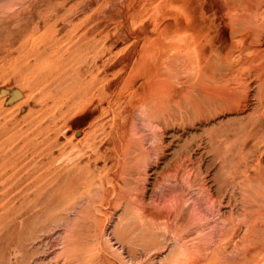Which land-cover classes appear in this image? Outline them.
<instances>
[{
    "label": "rangeland",
    "instance_id": "374dc122",
    "mask_svg": "<svg viewBox=\"0 0 264 264\" xmlns=\"http://www.w3.org/2000/svg\"><path fill=\"white\" fill-rule=\"evenodd\" d=\"M96 1L94 2L97 3ZM112 2V0H104L103 8L113 10L122 4V0H117L116 6ZM196 4L193 5L196 6L194 11L199 16L197 22H190V25L183 22L182 26L187 25L188 32L200 30L198 39L200 44L205 45L206 55H210L206 66L203 62L194 63L195 54L186 55L183 49L185 47H182L184 52L180 50L181 47L178 45L184 46L185 38L172 33L169 35L171 37L164 38V41L169 42L168 44L159 40L162 46L166 47L167 44L166 52L161 50L162 48L158 49L163 51L160 52L161 55L170 56L169 63L166 62L168 57L165 61L163 56L164 62H160L161 55L159 51L157 52L158 75L161 74V79L166 81L156 77L150 86H144L145 94L150 95V97L145 95V103L140 95L133 98L127 96V91L124 89L127 87L129 89L130 84L134 85L132 88H136L143 80L132 63L133 47H130L133 38L124 40L127 29L137 27L138 22L132 25L115 15L113 20L115 23L111 25V39L108 41L109 44L111 42L115 44L110 55L108 54L111 57L105 56L112 65L107 70L100 66L98 68V77L107 73L102 80L103 83L100 81L99 85L106 87L105 84L109 83V91L106 90L113 94V97L109 99L99 95L96 100L97 110L93 114L83 112L65 118L57 113L49 115L43 108L36 111L40 105L38 101L40 92L38 89L31 90L21 84L23 90L15 83L18 78L17 72L10 74L15 63L12 57L18 56V53L23 55L26 53L28 56L30 54L28 52L45 30L49 32L48 34L56 36L63 32L79 33L81 27L90 23L92 17L90 2L0 0V100H4L0 104V264H198L208 259L213 249L222 250L218 253V257L221 255V260L226 264H264V257L261 255L264 254L262 251L264 248V0H196ZM208 15L211 16L207 17ZM192 24H195V28ZM147 35L154 36L152 32H148ZM63 38L61 40H65ZM177 38L179 40L184 38L183 43L178 40L177 42ZM76 45L80 47L79 43ZM128 47L130 49L127 50ZM229 47H234L231 49L234 50L233 53L228 50ZM241 51L244 54L241 55ZM230 53L235 59L229 57ZM178 54L179 57L181 55L185 57L182 62ZM176 55L177 57H174ZM190 56L191 60H194L193 65L196 69L194 66L189 67L190 64L192 65L188 59ZM32 57V55L29 57L31 61H33ZM176 58L181 63L185 60L187 63L189 60L190 63L188 66L184 63L186 69L184 66L182 68L183 64L180 65ZM7 63L10 68L6 67ZM173 63L177 66H173L175 65ZM242 64L245 68L246 66L252 68L250 70L254 73L242 67ZM190 68L194 69L196 75ZM205 69H210L208 73L210 71L214 73L210 72L212 73L210 76ZM184 71H188V75ZM222 72L225 74H221ZM167 73L171 75L168 79ZM206 74L210 77L209 81L212 80V85L205 79L208 78ZM173 75L178 79L173 78ZM212 76L214 79L211 78ZM166 82L168 85L165 84ZM166 90H170L168 91L170 98ZM173 92L175 94H172ZM201 92H205V95ZM30 98H33L31 102ZM168 98H172L171 101ZM25 100H28L27 103ZM141 101L144 105H140ZM26 104L35 105L33 114H28L31 118L23 117L25 109L28 108ZM157 109L159 112L155 111ZM40 121L41 125H39ZM92 131L95 156L90 154L92 149L87 140H82V144H78V147L75 145L81 136L83 138ZM49 142H54L56 145ZM71 147L75 150H71ZM56 151L60 152V156ZM66 152L71 156H66ZM62 154L64 157L59 160ZM50 155L57 157L51 160ZM88 155L91 165L95 167L93 169V172H96L95 179L80 182L74 180L78 183L73 180L69 182L67 168L75 163L69 161L70 157L83 164ZM61 173L64 177L60 175ZM96 179L102 180L99 183L104 185L100 186L95 182ZM247 202L250 204H246ZM249 215L260 217L258 223L261 226L258 224L259 228L255 233L257 235L259 233L260 236L262 234L263 237H259L258 242H252L254 237L256 240L259 236L253 234L250 243L247 234L250 233L249 229L242 227L248 224L247 222L244 224V221H247ZM226 231L231 233L230 236ZM161 233L162 235L158 236ZM214 233L215 237L212 236ZM244 234L248 242L244 241ZM164 236L167 240H164ZM221 236L227 238L222 239ZM173 239L177 240L178 244ZM224 242L229 245L226 246ZM181 247L187 248L185 253L170 262L171 252ZM251 247H254L257 254ZM247 250L250 252L252 250L253 253H248ZM202 255L205 257H201Z\"/></svg>",
    "mask_w": 264,
    "mask_h": 264
},
{
    "label": "bare ground",
    "instance_id": "6f19581e",
    "mask_svg": "<svg viewBox=\"0 0 264 264\" xmlns=\"http://www.w3.org/2000/svg\"><path fill=\"white\" fill-rule=\"evenodd\" d=\"M86 1V0H85ZM95 1V0H94ZM94 1H92V0H87V2H90V4H91V6H90V8H91V19H90V23L89 24H87V25H84L83 27H81L82 29H80V31H79V33H77V34H75L74 32H72L71 34H68V32H63L61 35H59V36H56L55 34H48L49 32L47 31V30H45L40 36H39V40L32 46V48H31V50L28 52V56H26V53L23 55L22 53H18V56H13L12 58H13V63H14V65H13V70L12 71H10V74H11V72H17V76H18V78H16L15 80H16V82L15 83H17V85H19L23 90H24V87H22V85H26L29 89H31V90H35V89H38V91L40 92V99L38 100V101H40V105H39V108L36 110V111H39V109L40 108H43L44 110H46L47 111V113L49 114V115H54V113L56 114H59L61 117H65V118H69V117H71V116H73V115H77V114H79L80 115V113H83V112H88V113H94L96 110H97V103H96V100H97V98H98V96L99 95H102V96H105V97H107V98H109V99H111L112 97H113V94H111L110 92H107V90H108V88H109V83L108 84H105L106 85V87H102V86H100L99 85V83H100V81H102L106 76H107V73L105 74H103V76L102 77H98V68H99V66L100 67H102L103 69H108V68H110V65H112L109 61V58H106L105 59V56L106 55H108L112 50V46H114V44L115 43H108V41H109V39H111L110 38V36H111V25L112 24H114L115 23V21H113L114 20V16L115 15H118L120 18H122V19H125L126 20V22L128 21V22H130V23H132V25L137 21L138 22V25H137V27H133V28H128L127 29V31H126V34H125V39L124 40H126V38L128 39H130V38H133L132 39V43H131V47L130 48H132L133 47V49H131V52H132V56H134V60H133V65L134 66H136V68L138 69L137 70V74L138 75H141V77H142V82L136 87V88H132L134 85H132L131 86V84L129 85V89H128V87L127 88H125L124 89V91H127V96H129V97H137V95H140L141 96V99H142V101L145 103V88H144V86L145 85H147V86H150L151 84H152V82H153V80H155V78L157 77L158 79H161V77H160V75H158L159 73H158V70H157V67H158V65H157V60H158V55L159 54H157V52L159 51L158 49H161V50H163V51H165L166 52V50H165V48L167 47V44L169 43H167V41H164V38L165 37H167V36H169V35H171L172 33V35H176V36H183L184 38V46H183V44L182 45H178V46H180L181 48H179L180 50H182L183 51V49H184V51H186V55H189L190 53H194L195 54V62H194V60L192 61L191 60V56L188 58V59H190V62L192 63V65L190 64V66L189 67H191L192 66V68H193V64L194 63H201V62H203L204 64L203 65H207V62H208V57L210 56H207L206 54L207 53H205L206 52V47H205V45H203V44H200V41H199V34H200V30H198V29H196L195 31H190L189 30V32H188V26L186 25V26H182V24H183V22H185L186 24H189L190 25V22H197V19H198V15H196V12L194 11V10H196V6L194 7V3L196 4V0H122V4L121 5H118V6H116L115 4V2H117V0L115 1V0H112L113 2V4H114V6H116V8H114L113 10L112 9H110V10H105L104 8H103V6H102V2L104 1V0H101L100 2H98V0L96 1L97 3H95ZM110 1V0H109ZM238 1V0H237ZM121 2V1H120ZM202 2V1H201ZM205 2V1H204ZM112 3H111V5H112ZM202 4V3H201ZM197 5V4H196ZM200 6V4H198V7ZM112 7V6H111ZM195 8V9H194ZM198 11V10H197ZM215 14V13H214ZM198 16V17H197ZM211 16V15H210ZM209 15L207 16V17H210ZM117 18V17H116ZM117 20H120V19H117ZM125 20H124V24H125ZM204 20V19H203ZM213 20V19H212ZM200 22H201V20H199ZM206 21V20H205ZM205 21H204V23H205ZM118 22V21H117ZM116 22V23H117ZM212 22V21H211ZM120 23V22H119ZM202 23V22H201ZM200 23V24H201ZM118 24V23H117ZM129 24V23H128ZM207 24V23H206ZM206 24H205V26H206ZM132 25H131V27H132ZM193 26L195 25V24H192ZM196 25H198L197 23H196ZM121 26V25H120ZM129 25H127V27H128ZM135 26V25H134ZM205 26L203 27V28H205ZM122 28V27H121ZM120 28V29H121ZM190 28V27H189ZM194 28H195V26H194ZM117 29H119V27L117 28ZM123 29V28H122ZM126 29V28H125ZM207 29V28H206ZM231 29V28H230ZM57 30V29H56ZM204 29H202V31H203ZM233 31V30H232ZM117 32V31H116ZM148 32H152L153 34H154V36H149V35H147V33ZM186 32H188V34H186ZM230 32V31H229ZM125 33V32H124ZM209 33V32H208ZM57 34V33H56ZM66 34H67V36H66ZM116 35H117V33H116ZM63 36H65L66 38H63ZM175 36V37H176ZM207 36V35H206ZM123 37V38H124ZM169 37H171V36H169ZM241 37V35H239V38ZM244 37V36H243ZM61 38H63V39H65L66 40V42H65V40H61ZM115 38V37H114ZM238 38V37H237ZM163 39V40H162ZM170 39V38H169ZM198 39V40H197ZM242 39V38H241ZM118 40H119V35H118ZM159 40H161V41H164L165 43H167L166 44V47H164V46H162L161 45V42L159 41ZM166 40V39H165ZM171 40H172V38H171ZM180 41L181 43H183V41L180 39H176V41ZM111 41V40H110ZM169 41V40H168ZM173 41H175V38H174V40ZM177 41V42H178ZM65 42V43H64ZM171 42V41H170ZM176 42V43H177ZM179 42V43H180ZM236 42V41H235ZM243 42V41H242ZM76 43H79L80 44V47H79V45H76ZM164 43V44H165ZM171 44H172V42H171ZM235 44V43H234ZM244 44V43H243ZM230 45V44H229ZM233 45V44H232ZM232 45H230V46H232ZM238 45H239V43H238ZM172 46H174V45H172ZM171 46V47H172ZM246 46H247V44H246ZM182 47H185V48H183L182 49ZM235 47V46H234ZM234 47H232V48H230L229 47V49L228 50H231V49H233ZM245 47V46H244ZM244 47H241L242 49L244 48ZM250 47V46H249ZM129 47L127 48V50L128 49H130ZM168 48V47H167ZM212 48V47H211ZM213 49V48H212ZM241 49V50H242ZM126 50V51H127ZM180 50H179V52H180ZM218 50V49H217ZM228 50H227V52H228ZM163 51H159L158 53H160V52H162L163 53ZM181 51V52H182ZM183 51V52H184ZM221 51V50H220ZM232 51V50H231ZM238 51H239V49H238ZM244 52H245V49L243 50ZM243 51H241V55L242 54H244L243 53ZM247 51V50H246ZM248 51H251V50H248ZM128 52V51H127ZM130 52V51H129ZM130 52V53H131ZM178 52V51H177ZM180 52V53H181ZM182 52V53H183ZM221 52H223V51H221ZM234 52V50L232 51V53ZM236 52V51H235ZM216 53V52H215ZM251 53V52H250ZM208 54H209V52H208ZM224 54V53H223ZM231 54V53H230ZM229 54V55H230ZM247 54H248V52H247ZM30 55H32L33 57V61H31V59H29V57H30ZM110 55V54H109ZM108 55V56H109ZM160 55H161V53H160ZM181 55V54H180ZM217 55V54H216ZM219 55V54H218ZM227 55V54H226ZM129 56V55H128ZM127 56V57H128ZM162 56L163 55H161L160 57L161 58H159V61L162 59ZM193 56V55H192ZM228 56V55H227ZM233 55L231 54L229 57H231V58H234V57H232ZM109 57H111V56H109ZM164 57H166V58H164ZM167 57H168V59H167ZM170 56L167 54V56H166V54H165V56H163V59L166 61V59H167V64L169 63V59H171V58H169ZM174 57H177V55L176 56H174ZM178 57H179V54H178ZM222 56L220 55L219 56V58H221ZM241 57V56H240ZM183 58V59H182ZM184 56L182 57V55H181V57H179V59H180V61L181 60H184ZM194 58H192V59H194ZM228 58V57H227ZM163 59L160 61V62H162L163 61ZM177 59V61L180 63V65H182V68H183V66H184V68L186 69V65L188 66V64L190 63L189 62V60H188V63L187 62H185V61H187V60H185L183 63H181L180 61H179V59L178 58H176ZM224 59V58H223ZM226 59V58H225ZM235 59V58H234ZM241 59V58H240ZM258 59V58H257ZM173 60V59H172ZM175 60V59H174ZM9 61V60H8ZM128 61V60H127ZM177 61H176V63H177ZM12 62V61H11ZM114 62H115V60H114ZM164 62V61H163ZM162 62V63H163ZM165 62V63H166ZM194 62V63H193ZM235 62V61H234ZM237 62V61H236ZM239 62V61H238ZM122 63V62H121ZM162 63H161V66H163L162 65ZM178 63V64H179ZM186 65H185V64ZM8 64V63H7ZM11 64V63H10ZM120 64V63H119ZM126 64V63H125ZM131 64V63H130ZM160 64V63H159ZM170 64H171V62H170ZM173 64H175V63H173ZM202 64V63H201ZM214 64H216V63H214ZM247 64V63H246ZM116 65H117V62H116ZM122 65V64H121ZM210 65H211V63H210ZM209 65V66H210ZM238 65H239V63H238ZM244 64H242V67H244L243 66ZM128 67L130 66L129 65V63H128V65H127ZM126 66V67H127ZM173 66H177L176 64L175 65H173ZM179 66V65H178ZM215 66V65H214ZM232 66V65H231ZM240 66V68H241V65H239ZM253 66V65H252ZM251 66V67H252ZM6 67H8V68H10L11 66H9V64L6 66ZM122 67V66H121ZM172 67V66H171ZM189 67H187V70H189ZM195 67V69H196V66H194ZM212 67V66H211ZM210 67V69L212 70V68ZM112 68V67H111ZM124 68V67H123ZM159 68H160V66H159ZM175 68H177V67H175ZM174 67H173V69H175ZM180 68H181V66H180ZM180 68H177V69H180ZM192 68H190V70H194V69H192ZM201 68H202V65H201ZM200 68V69H201ZM215 68V67H214ZM245 68V67H244ZM246 68H247V70L248 71H253V70H250V69H252V68H249V67H247L246 66ZM245 68V69H246ZM249 68V69H248ZM171 69V68H170ZM184 69V70H185ZM199 69V68H198ZM210 69H205L207 72L206 73H208V70H210ZM7 70V69H6ZM113 70V69H112ZM204 70V71H205ZM214 70V69H213ZM216 70V69H215ZM231 70H232V68H231ZM239 70H241V69H239ZM242 70H244V69H242ZM131 71V70H130ZM166 71V70H165ZM171 71V70H170ZM228 71V70H227ZM248 71H247V73H248ZM102 72H103V70H102ZM116 72V71H115ZM161 72V71H160ZM164 72V71H163ZM187 75H188V71L186 72V71H184ZM194 72V74H195V71H193ZM198 72H199V70H198ZM202 72V71H201ZM210 72H212V71H210ZM209 72V73H210ZM123 73V72H122ZM166 73V72H165ZM169 73V72H168ZM168 73H167V75H168ZM205 73V72H204ZM208 73V74H209ZM212 73H214V72H212ZM212 73H210V76H211V74ZM216 73H218V72H216ZM228 73H229V71H228ZM252 73H254V71L252 72ZM121 74V73H120ZM135 74V73H134ZM170 74H173V73H170ZM175 74V73H174ZM189 74L191 75V72H189ZM220 74V73H219ZM218 74V75H219ZM221 74H225V73H221ZM232 74H234V72L232 73ZM100 75V74H99ZM118 75V74H117ZM167 75H163V76H167ZM196 75V74H195ZM216 75V74H215ZM227 75V74H226ZM12 76V75H11ZM108 76H110V75H108ZM159 76V77H158ZM163 76H162V78H163ZM171 76V75H170ZM169 75H168V77H167V79L170 77ZM180 76V75H179ZM206 76H208L207 74H206ZM220 76V75H219ZM219 76H218V78H219ZM231 76V75H230ZM234 76V75H233ZM181 77V76H180ZM225 77V76H224ZM232 77V76H231ZM116 78V77H115ZM173 78H176L174 75H173ZM187 78H188V76H187ZM186 78V79H187ZM194 77H192V79H193ZM196 78V77H195ZM209 76H208V78H206L205 77V79H207L208 81H209ZM211 78H213V76L211 77ZM222 78V77H221ZM230 78V77H229ZM113 79V78H112ZM176 79H178V78H176ZM189 79V78H188ZM214 79V78H213ZM227 79H228V77H227ZM161 80H165V79H161ZM170 80H171V78H170ZM194 80V82H195V79H193ZM192 80V81H193ZM201 80H202V78H201ZM207 80H205V82L207 81ZM262 80V79H261ZM129 81H131V80H129ZM137 81V80H136ZM135 81V82H136ZM139 81V80H138ZM166 81V80H165ZM164 81V82H165ZM176 80H174V82H175ZM178 81V80H177ZM180 81V80H179ZM199 81H200V79H199ZM208 81H207V83H208ZM212 80H210L209 82H211ZM228 81V80H227ZM258 81H260L259 79H258ZM134 82V83H135ZM140 82V81H139ZM158 83H159V81H157ZM168 82H170V81H168ZM174 82H172V83H174ZM188 82V81H187ZM220 83H221V80L219 81ZM219 82H217L218 84H220ZM102 83H103V81H102ZM133 83V84H134ZM161 83V82H160ZM179 83V82H178ZM183 83V82H182ZM191 83V82H190ZM216 83V84H217ZM225 83V82H224ZM227 83V82H226ZM264 83V82H263ZM22 84V85H21ZM136 84V83H135ZM153 84H155V83H153ZM166 85H168L167 84V82L165 83ZM192 84V83H191ZM211 85H212V82L210 83ZM214 84H215V81H214ZM213 84V85H214ZM222 84H223V82H222ZM128 85V84H127ZM157 85V84H156ZM161 85V84H160ZM165 85V86H166ZM190 85V84H189ZM188 85V86H189ZM118 86V85H117ZM155 86V85H154ZM153 86V87H154ZM158 86H159V84H158ZM171 86V85H170ZM263 86V85H262ZM114 87V86H113ZM123 87V86H122ZM198 87V86H197ZM206 87V86H205ZM219 87H221V85H219ZM155 88V87H154ZM153 88V89H154ZM193 88V87H192ZM201 88V87H200ZM204 88V87H203ZM107 89V90H106ZM167 89V88H166ZM191 89V88H190ZM199 89V88H198ZM260 89V88H259ZM156 90V89H155ZM161 90V89H160ZM160 90H157V91H160ZM261 90V89H260ZM109 91V90H108ZM112 91V90H111ZM162 92H163V90H161ZM167 91V90H166ZM166 91H164V93L166 92ZM169 92H170V90H168ZM168 91H167V94H168ZM172 91V90H171ZM216 91V90H215ZM220 91V90H219ZM118 92V91H117ZM155 92V91H154ZM193 92H195L194 90H193ZM225 92V91H224ZM115 93V92H114ZM121 93V92H120ZM126 93V92H125ZM156 93V92H155ZM183 93V92H182ZM186 93V92H185ZM196 93V92H195ZM199 93H200V91H199ZM202 93V92H201ZM156 94H159L158 92L156 93ZM172 94H175L174 92L172 93ZM171 94V95H172ZM189 94V93H188ZM205 95V92L204 93H202V95ZM225 94V93H224ZM121 95V94H120ZM148 95V94H147ZM146 95V96H147ZM162 95L164 96V94L162 93ZM161 95V96H162ZM169 95V98L171 97L170 96V94H168ZM190 95V94H189ZM228 95V94H227ZM259 95H262V94H259ZM158 96V95H157ZM211 96V95H210ZM212 96H216V95H212ZM121 97V96H120ZM123 97V96H122ZM147 97H150V95H148ZM147 97H146V99H147ZM165 97V96H164ZM180 97H181V95H180ZM179 97V98H180ZM196 97V96H195ZM260 97V96H259ZM263 97H264V95H263ZM27 98V97H26ZM100 98V97H99ZM102 98V97H101ZM168 98V99H169ZM172 98H173V96H172ZM171 98V99H172ZM182 98V97H181ZM185 98V97H184ZM210 98H212V97H210ZM261 98V97H260ZM31 99V98H30ZM33 99V98H32ZM32 99L30 100V102L32 101ZM121 99V98H120ZM166 99V98H165ZM171 99H169V101H171ZM190 99V98H189ZM188 99V100H189ZM215 99V98H214ZM36 100V99H35ZM162 100H164L163 98H162ZM181 100V99H180ZM213 100V99H212ZM211 100V101H212ZM221 100V99H220ZM4 100H0V104L3 102ZM27 101L28 100H25V102L27 103ZM132 101H133V99H132ZM131 101V102H132ZM135 101H138V100H135ZM141 101V102H142ZM155 101H156V99H155ZM164 101H167L168 102V100H164ZM182 101V100H181ZM184 101V100H183ZM185 101H187V100H185ZM191 101H192V99H191ZM195 101V100H194ZM199 101V100H198ZM25 102H24V104H25ZM143 102H142V104H140V105H144L143 104ZM179 102V101H178ZM189 102V101H188ZM205 102V101H204ZM203 102V103H204ZM260 102H261V100H260ZM263 102V101H262ZM139 103V102H138ZM137 103V104H138ZM151 102H149V104H150ZM215 103V102H214ZM257 103V102H256ZM23 104V105H24ZM32 104H33V102H32ZM132 104V103H131ZM155 104H157L156 102H155ZM155 104H153L154 106H155ZM180 104V103H179ZM182 104V103H181ZM184 104H185V102H184ZM191 104V103H190ZM100 105H102V103L100 104ZM106 105V104H105ZM104 105V106H105ZM133 105H134V103H133ZM139 105V104H138ZM150 105H152V104H150ZM166 105V104H165ZM167 105H168V103H167ZM197 105V104H196ZM257 105V104H256ZM26 106H27V104H26ZM129 106V105H128ZM131 106V105H130ZM134 106H136L137 107V105H134ZM159 106H163V107H165L164 105H159ZM179 106H181V105H179ZM178 106V107H179ZM201 106V105H200ZM28 108L27 109H25V114H24V116L23 117H30L31 118V116H29L31 113L33 114V111H35V109H34V107H35V105H29V106H27ZM125 107V106H124ZM150 107V106H149ZM155 107H157V106H155ZM155 107H152L153 109L155 108ZM167 107V106H166ZM185 107V106H184ZM187 107V106H186ZM258 107V106H257ZM128 108V107H127ZM130 108V107H129ZM189 108V107H188ZM258 108H260V107H258ZM263 108H264V106H263ZM262 108V109H263ZM133 109H135V108H133ZM141 109V108H140ZM184 109V108H183ZM126 110H129V109H126ZM130 110H131V108H130ZM136 110H137V108H136ZM136 110H134V111H136ZM151 110V109H150ZM163 109H161V111H162ZM165 110V109H164ZM256 110V109H255ZM133 111V110H132ZM139 111V110H138ZM149 111V110H148ZM152 111V110H151ZM154 111V110H153ZM156 112H159L158 111V109L157 110H155ZM166 111V110H165ZM177 111V110H176ZM181 111V110H180ZM185 111V110H184ZM200 111V110H199ZM262 111V110H261ZM98 112V111H97ZM119 112H122V111H119ZM127 112H131V111H127ZM126 112V113H127ZM10 113V112H9ZM109 113V112H108ZM123 113H125V112H123ZM133 113V112H132ZM146 113V112H145ZM162 113V112H161ZM29 114V115H28ZM130 114V113H129ZM133 114H135V113H133ZM150 114H152V113H150ZM181 114V113H180ZM124 115V114H123ZM122 115V116H123ZM164 115V114H163ZM58 116V115H57ZM122 116H120V118L122 117ZM126 116V115H125ZM133 116V115H132ZM146 116V115H145ZM207 116V115H206ZM263 116V115H262ZM261 116V117H262ZM49 117V116H48ZM51 117V116H50ZM169 117V116H168ZM163 118V117H162ZM47 119H49V118H47ZM55 119V118H54ZM166 119V118H165ZM183 119V118H182ZM95 120H96V118H95ZM114 120V119H113ZM145 120V119H144ZM150 120V119H149ZM108 121V120H107ZM48 122V121H47ZM46 122V123H47ZM97 122V121H96ZM99 122H101V120L99 121ZM32 123V122H31ZM43 123V122H42ZM90 123V122H89ZM98 123V122H97ZM167 123V122H166ZM70 124V123H69ZM122 124H124L123 123V121H122ZM39 125H41V121L39 122ZM98 125H101V124H98ZM103 125V124H102ZM115 125V124H114ZM49 127H50V125H48ZM91 126V125H90ZM109 127V126H108ZM113 127V126H112ZM157 127H158V125H157ZM48 128V127H47ZM96 128H97V126H96ZM100 129L102 128L101 126L99 127ZM114 128V127H113ZM44 129V128H43ZM46 129V128H45ZM44 129V130H45ZM51 129V128H50ZM94 129V128H93ZM106 129V128H105ZM104 129V130H105ZM103 130V129H102ZM101 130V131H102ZM103 130V131H104ZM108 130V129H107ZM53 131V130H52ZM58 131V130H57ZM98 130L96 129V133H98L97 132ZM102 131V132H103ZM110 131V130H109ZM109 131H108V133H109ZM161 131H163V130H161ZM47 132V131H46ZM54 132V131H53ZM56 132V131H55ZM51 133V132H50ZM56 134V133H55ZM162 134V133H161ZM45 135V134H44ZM48 135H51V134H48ZM53 135V134H52ZM51 135V136H52ZM85 135H87V136H84L83 138H81L80 137V139H78V141L76 142V144L75 145H77V147H78V144L80 145V143L82 144V140H87V142L89 143V145L91 146V151H90V154L92 153V155H94L95 154V148H94V139H93V131L92 132H90L89 134H85ZM96 135V134H95ZM58 136V135H57ZM46 137V136H45ZM50 137V136H49ZM96 138V137H95ZM50 139V138H49ZM55 140H57V138L55 139ZM64 140V139H63ZM62 140V141H63ZM72 140V139H71ZM116 140H118V139H116ZM52 141H54V140H52ZM75 141V140H74ZM96 141V140H95ZM214 141V140H213ZM216 141V140H215ZM45 142V141H44ZM60 142V141H59ZM84 142V141H83ZM104 142H106V141H104ZM49 143H51L52 145H53V143L52 142H49ZM56 143H57V141H56ZM75 143V142H74ZM74 143H73V146H75L74 145ZM55 144V143H54ZM61 144V143H60ZM69 144V143H68ZM67 144V145H68ZM71 144V143H70ZM85 144V143H84ZM97 144V143H96ZM98 144H99V142H98ZM106 144V143H105ZM52 145H50V146H52ZM56 145V144H55ZM62 145V144H61ZM57 146H58V144H57ZM60 146V145H59ZM58 146V147H59ZM72 146V145H71ZM85 146H87L86 144H85ZM100 146H102V145H100ZM46 147H48V146H46ZM56 147V146H55ZM61 147V146H60ZM106 147V146H105ZM54 148V147H53ZM57 148V147H56ZM62 148V147H61ZM60 148V149H61ZM66 148V147H65ZM80 148V147H79ZM100 148V147H99ZM59 149V150H60ZM72 149H74L73 147H71V150ZM78 149V148H77ZM76 149V150H77ZM82 149V148H81ZM85 149V148H84ZM87 149H89V148H87ZM102 149H104V147L102 148ZM105 149H107V148H105ZM119 149V148H118ZM215 149V148H214ZM66 150H67V148H66ZM75 150V149H74ZM100 150V149H99ZM117 150V149H116ZM115 150V151H116ZM48 151V150H47ZM78 151V150H77ZM85 150H83V152H84ZM88 151V150H87ZM87 151H86V154H87ZM97 151V150H96ZM161 151V150H160ZM57 152V151H56ZM64 152H65V150H64ZM72 152V151H71ZM75 152V151H74ZM89 152V151H88ZM109 152V151H108ZM118 152V151H117ZM47 153V152H46ZM49 153H51L50 151H49ZM55 153V152H54ZM54 153H53V155H54ZM58 153V152H57ZM57 153H55V154H57ZM60 153V152H59ZM59 153H58V155H59ZM61 153H62V151H61ZM67 153V155L66 156H71V155H68V152H66ZM65 153V154H66ZM76 153V152H75ZM80 153V152H79ZM101 153V152H100ZM115 153V152H114ZM73 154V153H72ZM74 155V154H73ZM72 155V156H73ZM77 155V154H76ZM80 155H81V153H80ZM83 155H84V153H83ZM107 155V154H106ZM50 156H52V155H50ZM49 156V157H50ZM60 156V155H59ZM86 156V155H85ZM95 156V155H94ZM93 156V157H94ZM98 156V155H97ZM112 156H114V155H112ZM48 157V156H47ZM55 157H57V156H52V157H50L51 158V160L52 159H55ZM64 157V155L62 154V157H60V159L59 160H61V158H63ZM77 157V156H76ZM83 157V156H82ZM82 157H80V158H82ZM87 160L83 163V164H80V161H77L76 159H74V158H71L70 157V160L69 161H72V162H75L74 164H72V162H70L72 165H70L69 166V168H67V171L69 172V174H67V175H69L70 177H69V179H70V181L69 180H67V182L69 181V182H73L74 180H76V181H78V182H80L81 180L82 181H86V180H94L95 179V173L93 172L94 170L93 169H95V167H93L92 165H91V163H90V155H88L87 157ZM85 158V159H86ZM102 158V157H101ZM103 158H104V156H103ZM102 158V159H103ZM68 159V158H67ZM67 159L65 160V161H67ZM92 159V158H91ZM108 159V158H107ZM107 159H105V160H107ZM217 159V158H216ZM58 160V161H59ZM74 160H76V161H74ZM112 160H114V158L112 159ZM58 161H56V162H58ZM69 161H68V163H69ZM261 161V160H260ZM50 162H52V161H50ZM64 162V161H63ZM105 162V161H104ZM69 163V164H70ZM98 163H99V160H98ZM97 163V164H98ZM257 163V162H256ZM63 164V163H62ZM100 165V164H99ZM98 165V166H99ZM261 165V164H260ZM95 166V165H94ZM112 166V165H111ZM259 165H257V167H258ZM46 167V166H45ZM49 167V166H48ZM100 167V166H99ZM254 167H255V165H254ZM51 168V167H50ZM54 168V167H53ZM62 168V167H61ZM98 168V167H97ZM96 168V169H97ZM110 168V167H109ZM109 168H107V169H109ZM58 169H59V167H58ZM57 169V170H58ZM63 169V168H62ZM99 169V168H98ZM97 169V170H98ZM107 169H105V170H107ZM50 170H52V169H50ZM99 170H101V169H99ZM257 170V169H256ZM63 171V170H62ZM66 171V172H67ZM108 171V170H107ZM121 171V170H120ZM240 171V170H239ZM46 172H48V171H46ZM59 172H60V169H59ZM65 172V171H64ZM99 172V171H98ZM102 172H104V171H102ZM236 172H238V171H236ZM70 173H71V175H70ZM106 173V172H105ZM128 173V172H127ZM126 173V174H127ZM186 173V172H185ZM243 173V172H242ZM66 174V173H65ZM99 174H100V172H99ZM99 174H97V175H99ZM108 174V173H107ZM119 174V173H118ZM241 174V173H240ZM60 175H63L62 173L60 174ZM59 175V176H60ZM106 175V174H105ZM110 175V174H109ZM114 175V174H113ZM115 175H116V173H115ZM51 176H55V175H51ZM57 176V175H56ZM103 176V175H102ZM188 176V175H187ZM63 177H64V175H63ZM67 177V176H66ZM106 177V176H105ZM116 178H117V176H115ZM114 177V178H115ZM189 177V176H188ZM194 177H196V176H194ZM97 178H98V176H97ZM115 178V179H116ZM50 179V178H49ZM233 179V178H232ZM73 180V181H72ZM103 180H105V179H103ZM194 180V179H193ZM203 180V179H202ZM55 181V180H54ZM76 181H74V182H76ZM87 181V182H88ZM102 181V180H101ZM101 181H98L97 179H96V181L95 182H101ZM114 181V180H113ZM120 181V180H119ZM233 181V180H232ZM231 181V182H232ZM261 181H262V179H261ZM64 182H65V180H64ZM78 182H76V183H78ZM104 182V181H103ZM108 182H109V179H108ZM118 182V181H117ZM200 182V181H199ZM202 182V181H201ZM204 182V181H203ZM218 182V181H217ZM234 182V181H233ZM238 182V181H237ZM263 182V181H262ZM75 183V184H76ZM92 183H94V181L92 182ZM112 183V182H111ZM195 183V182H194ZM198 183V182H197ZM205 183V182H204ZM55 184V183H54ZM63 184V183H62ZM65 184V183H64ZM75 184H73V185H75ZM106 184V183H105ZM207 184V183H206ZM217 184V183H216ZM263 184V183H262ZM80 185V184H79ZM98 185V184H97ZM99 185H100V183H99ZM98 185V186H99ZM104 184H101L100 186H103ZM113 185H115V183L113 184ZM117 185V184H116ZM124 185V184H123ZM201 185V184H200ZM200 185H198V187L200 186ZM234 185V184H233ZM69 186H70V184H69ZM82 186V185H81ZM94 186V185H93ZM99 186V187H100ZM110 185H108V187H109ZM194 186V185H193ZM204 187H205V184L203 185ZM203 186H201V187H203ZM263 186V185H262ZM89 187V186H88ZM146 187V186H145ZM195 187V186H194ZM200 187V188H201ZM76 188H79V187H76ZM85 189H86V187H84ZM115 188H117L116 186H115ZM206 188V187H205ZM217 188V187H216ZM88 189V188H87ZM118 189V188H117ZM117 189H115L116 191H118ZM209 189V188H208ZM70 190H71V188H70ZM96 190H97V187H96ZM98 190H99V188H98ZM107 190V189H106ZM113 190V189H112ZM200 190V189H199ZM219 190V189H218ZM86 191V190H85ZM201 191H202V189H201ZM200 191V192H201ZM216 191V190H215ZM220 191V190H219ZM233 191V190H232ZM72 192V191H71ZM101 192V191H100ZM210 192V191H209ZM218 192V191H217ZM98 193H99V191H98ZM115 193V192H114ZM117 193V192H116ZM144 193V192H143ZM205 193V192H204ZM220 193V192H219ZM231 193V192H230ZM233 193V192H232ZM100 194V193H99ZM104 194V193H103ZM106 194V193H105ZM104 194V195H105ZM207 194V193H206ZM234 194V193H233ZM107 195V194H106ZM142 195V194H141ZM205 196V195H204ZM209 196V194L207 195V197ZM210 196H211V194H210ZM212 196H214L213 195V193H212ZM218 196V195H217ZM230 196H231V194H230ZM105 197V196H104ZM206 197V198H207ZM228 197V196H227ZM138 198V197H137ZM211 198V197H210ZM225 198V197H224ZM232 198V197H231ZM256 198V197H255ZM213 199H215L214 197H213ZM218 199V198H217ZM229 199V198H228ZM135 200H137V199H135ZM208 200V199H207ZM211 200V199H210ZM231 200H233V199H231ZM230 200V201H231ZM248 200V199H247ZM220 201V200H219ZM209 202V201H208ZM221 202V201H220ZM233 202V201H232ZM251 202V201H250ZM256 202V201H255ZM177 203V202H176ZM210 203H212L211 201H210ZM226 203H228V201L226 202ZM249 202H247L246 204H248ZM259 203V202H258ZM232 204V203H231ZM250 204V203H249ZM257 204V203H256ZM177 205V204H176ZM212 205V204H211ZM214 206H215V203L213 204ZM252 205V204H251ZM232 206V205H231ZM250 206V205H249ZM220 207V206H219ZM218 207V208H219ZM237 207V206H236ZM245 207V206H244ZM263 207H264V205H263ZM246 208H247V205H246ZM253 208V207H252ZM176 210V209H175ZM180 210V209H179ZM235 210H236V208H235ZM247 210H248V208H247ZM249 210H250V208H249ZM213 211V210H212ZM215 211V210H214ZM220 211V210H219ZM139 212V211H138ZM176 212V211H175ZM137 213V212H136ZM169 213V212H168ZM177 213V212H176ZM215 213V212H214ZM221 213V212H220ZM144 214V213H143ZM225 214V213H224ZM232 214H233V212H232ZM250 214V213H249ZM142 215V214H141ZM215 215V214H214ZM234 215V214H233ZM245 215V214H244ZM248 215V214H247ZM246 215V216H247ZM263 215V214H262ZM241 216V215H240ZM144 217V216H143ZM149 217V216H148ZM219 217V216H218ZM221 217V216H220ZM177 218V217H176ZM259 216H257V215H249V218L247 219V221H244V224H245V222H247L248 224L246 225V226H242V227H245V228H248L249 229V232L250 233H247V234H249V241H250V239H252L253 238V236L256 234L255 232H256V230L258 231V222H259ZM219 219V218H218ZM140 220H142V219H140ZM151 220V219H150ZM178 220V219H177ZM241 220V219H240ZM135 221V220H134ZM164 221V220H163ZM152 222V221H151ZM153 222H154V220H153ZM159 222V221H158ZM242 222V221H241ZM141 223V222H140ZM165 223V222H164ZM139 224V223H138ZM173 224V223H172ZM233 224V223H232ZM154 225V224H153ZM161 225H162V223H161ZM165 225V224H164ZM179 225V224H178ZM260 225V224H259ZM155 226V225H154ZM261 226V225H260ZM153 227V226H152ZM156 227V226H155ZM154 228V227H153ZM158 228V227H157ZM160 228V227H159ZM179 228V227H178ZM262 228V227H261ZM180 229V228H179ZM241 229V228H240ZM173 230V229H172ZM172 230H170V231H172ZM237 230V229H236ZM246 231H247V229H245ZM261 230H263V228L261 229ZM151 231V230H150ZM150 231H148V232H150ZM163 231H164V228H163ZM211 231H213V230H211ZM168 232V231H167ZM176 232V231H175ZM222 232V231H221ZM224 232V231H223ZM227 233L229 232V231H226ZM231 232H232V230H231ZM239 232V231H238ZM248 232V231H247ZM262 232V231H261ZM158 233V232H157ZM162 233H165V232H162ZM162 233L161 234H159L158 236H160V235H162ZM246 233V232H245ZM264 233V232H263ZM148 234V233H147ZM168 234V233H167ZM224 234V233H223ZM222 234V235H223ZM229 234V236H230V232L228 233ZM250 234H252V236L250 235ZM254 234V235H253ZM152 235H153V232H152ZM215 233L212 235V236H214L215 237ZM257 235V234H256ZM255 235V236H256ZM259 235V236H258ZM258 237L256 238V240H255V237L252 239V242L253 241H257L258 239H259V237L260 238H262L263 237V235L261 234V236H260V234L258 233ZM146 236V235H145ZM180 236V235H179ZM211 236V235H210ZM224 236V235H223ZM223 236H221L222 237V239L224 238ZM244 236H245V234H244ZM243 236V237H244ZM169 237V236H168ZM183 237V236H182ZM226 237V236H225ZM232 237V236H231ZM236 237H237V235H236ZM164 238H165V236H164ZM180 238V237H179ZM211 238V237H210ZM227 238V237H226ZM226 238H224V239H226ZM229 238V237H228ZM233 238H234V236H233ZM246 238V236L243 238V239H245ZM171 239V238H170ZM175 239V238H174ZM173 239V240H174ZM212 239L214 240V238L212 237ZM217 239H219V238H217ZM235 239V238H234ZM247 239V240H248ZM264 239V238H263ZM164 240H167V238H165ZM246 239L244 240V241H247ZM260 240V239H259ZM258 240V241H259ZM175 242L177 241V240H174ZM212 241V240H211ZM215 241V240H214ZM257 241V242H258ZM264 241V240H263ZM181 242V241H180ZM226 242H227V240H226ZM226 242H224V244H226ZM236 242H238V240H236ZM242 242V241H241ZM248 242V241H247ZM251 241H250V243H252ZM164 243H166V242H164ZM167 243H169V242H167ZM177 243V242H176ZM186 243V242H185ZM210 243H212V242H210ZM229 243V242H228ZM232 244H233V242H231ZM239 243V242H238ZM261 243V242H260ZM263 243V242H262ZM261 243V244H262ZM171 244V243H170ZM178 244V243H177ZM208 244V243H207ZM232 244H230L231 246H232ZM243 244V243H242ZM264 244V243H263ZM184 245L185 244H183V247H184ZM221 245H223V244H221ZM229 244H226V246H228ZM244 245V244H243ZM258 245V244H257ZM150 246V245H149ZM209 246V245H208ZM225 246V245H224ZM252 246V245H251ZM163 247H165V246H162V248ZM183 247H181V248H179L177 251H175V252H171V257L169 258V259H171L170 260V262H172V261H174L175 259H177L178 257H180L181 255H183L184 253H185V251L187 250V248H183ZM190 247V246H189ZM218 248L220 247V244H219V246H217ZM223 247V246H222ZM221 247V248H222ZM236 247V246H235ZM255 247H257V246H255ZM260 247V246H259ZM258 247V248H259ZM147 248V247H146ZM154 248V247H153ZM153 248H152V250H153ZM166 248V247H165ZM209 248H210V246H209ZM216 248V247H215ZM232 248H234V247H232ZM249 248V247H248ZM149 249H150V251H151V248L149 247ZM155 249V248H154ZM166 249H168V248H166ZM211 249V248H210ZM224 249H227V247H224ZM237 249V248H236ZM251 249H253L254 250V247H251ZM261 249V248H260ZM264 248H262V251H264L263 250ZM148 250V249H147ZM146 250V251H147ZM158 250H160V248L158 249ZM202 250H204V249H202ZM235 250V249H234ZM233 250V251H234ZM145 251V250H144ZM155 251H157V250H155ZM155 251H153V252H155ZM210 251V250H209ZM220 251H222V250H220ZM218 249H213V251H212V254L210 255V257L208 258V259H206L205 261H202L201 263H198V264H226L224 261H222L221 260V255H220V257H218L219 256V252H220ZM224 251V250H223ZM187 252H189V250L187 251ZM202 252V251H201ZM225 252V251H224ZM224 252H223V254H224ZM236 252H238V251H236ZM247 252L249 253L250 252V250L248 251L247 250ZM251 252H252V250H251ZM250 252V253H251ZM147 253H148V251H147ZM151 253V252H150ZM158 253V252H157ZM226 253V252H225ZM239 253V252H238ZM242 253V252H241ZM247 253V254H248ZM253 253V252H252ZM251 253V254H252ZM254 253H256V251L254 250ZM261 253H263V252H261ZM187 254V253H186ZM227 254V253H226ZM244 254V253H243ZM251 254H249V255H251ZM257 254V253H256ZM157 255V254H156ZM166 255V254H165ZM204 255V254H203ZM201 256V257H205V256ZM228 255V254H227ZM261 255H263V257H264V254H261ZM223 256V255H222ZM242 256V255H241ZM194 258V257H193ZM224 258H225V256H224ZM227 258H229V257H227ZM152 259V258H151ZM153 259H154V257H153ZM164 259V258H163ZM167 259H168V257H167ZM180 259V258H179ZM182 259V258H181ZM184 259V258H183ZM186 259V258H185ZM190 260V259H189ZM227 260V259H226ZM185 261V260H184ZM186 261H187V259H186ZM228 261V260H227ZM196 262V261H195ZM178 263V262H177ZM167 264V263H166ZM189 264V263H188Z\"/></svg>",
    "mask_w": 264,
    "mask_h": 264
}]
</instances>
